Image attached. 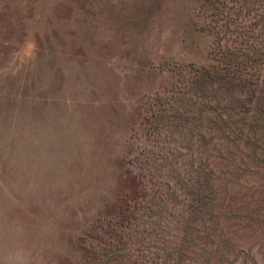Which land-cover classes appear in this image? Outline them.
I'll use <instances>...</instances> for the list:
<instances>
[{"label": "rangeland", "instance_id": "rangeland-1", "mask_svg": "<svg viewBox=\"0 0 264 264\" xmlns=\"http://www.w3.org/2000/svg\"><path fill=\"white\" fill-rule=\"evenodd\" d=\"M203 1L0 0V264H264V127L198 152L196 193L155 168L175 65L212 62Z\"/></svg>", "mask_w": 264, "mask_h": 264}, {"label": "trees", "instance_id": "trees-1", "mask_svg": "<svg viewBox=\"0 0 264 264\" xmlns=\"http://www.w3.org/2000/svg\"><path fill=\"white\" fill-rule=\"evenodd\" d=\"M201 6L209 18L202 29L213 38L212 62L176 64L168 107H160L152 121L154 133L177 146L169 151L171 160L156 163V170H165L170 179H178L182 172L190 176L193 188L185 184L181 188L193 193L207 174L198 152L205 153L215 141L218 158L226 164L233 159L231 146L246 147L247 132L264 127V0H204ZM164 186L168 188V182L158 180L151 203L140 205V210L156 208L155 215L159 214L167 193Z\"/></svg>", "mask_w": 264, "mask_h": 264}]
</instances>
